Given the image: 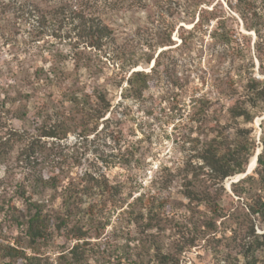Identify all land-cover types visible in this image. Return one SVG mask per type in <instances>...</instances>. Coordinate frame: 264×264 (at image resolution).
I'll list each match as a JSON object with an SVG mask.
<instances>
[{"label":"trees","instance_id":"16d2710c","mask_svg":"<svg viewBox=\"0 0 264 264\" xmlns=\"http://www.w3.org/2000/svg\"><path fill=\"white\" fill-rule=\"evenodd\" d=\"M223 1L227 9L223 6ZM95 3L97 6V0L87 12L85 8L81 11L72 10V7L58 3L41 16L40 21L44 24L41 25L46 27L45 22L59 17L60 13L76 15L68 18L71 24L69 29L80 38L74 47L80 45L81 49L71 57L76 70L85 66L88 57L84 52L87 48L103 49L113 39V28L96 14ZM169 8L167 6L164 9L167 11ZM150 9L147 11L151 12ZM170 12L174 18L173 24L166 31L158 30L148 40L141 42L142 47L153 50L151 53L145 52V57L141 60L135 55H126L123 50H115L114 57L121 67H133L142 61L145 64L153 61L149 71L135 69L119 78L116 85L121 86L120 96L123 101L144 100V92L153 74L157 70L162 74L159 70L161 59L170 48L190 50L207 38L211 44L223 48L221 54L230 57L231 66L213 76L216 94H219L215 99L219 103V115L216 116V125L213 124L210 136L208 134L209 138L207 135L203 138L198 135L190 136L189 151L194 152L183 166L184 176L177 191L179 198L171 197L170 191H166L169 188L167 183L173 180L171 176L170 180L167 177L172 172L168 173L166 166L160 168V171L168 174L153 179L152 187L133 196L132 191H125L122 181H111L100 166L89 164L80 173L73 174L72 166L81 162L80 157L72 165L59 162L52 165V174L30 177V187L33 183L36 185L34 190L29 191L28 186L20 182L14 186L16 196L25 204L24 214L19 213L12 201L4 203L0 200V212L9 213L21 232L12 238H0V264H52L41 249L55 235L72 241L71 245L63 248L57 255L59 264H90L88 247L99 244L92 242L91 238L98 239L102 235L110 224L111 215L115 213L122 225L119 230L116 226L112 230L120 235L123 242L111 248L103 245L108 261L110 257L114 258L111 264H115L114 261L121 263V260L131 264H179L178 254L184 248L194 246L197 239L215 232L219 225L223 227L222 236H225L227 229L231 231L225 237L227 242L222 248L212 246V251L220 261L264 264V117L260 122L259 141L255 138L251 124L256 115H264V78L256 77L246 68L244 60L251 58L248 53L249 39L245 35L241 38L236 35L237 25L233 22L236 23L237 16L245 29L253 30V52L258 60L257 69L264 74V0L175 1ZM178 21L188 22L191 26H178L176 33L180 42L174 45L176 42L171 38V32L174 23ZM158 45L174 46L154 55V48ZM58 59L56 56V61ZM85 67L88 69L90 66ZM61 72L62 68L58 63L51 64L49 68L37 66L28 81L34 86H40L56 81ZM122 80L125 81L124 86ZM90 88L85 94L78 93L73 88L67 89L65 92L69 95L64 100L68 102V106L60 109L49 100L51 98H47L48 104L44 111L39 112L42 118L39 135L56 139L63 137L66 134L63 127L73 124L75 114H79L88 117V122L75 131V144L87 145L88 136L97 129V121L102 119L106 122L114 114L106 89L97 85ZM211 103L205 94L192 95L189 98L187 119L201 129ZM24 113H14V117L22 119ZM69 114H72L73 120ZM258 144L260 149L254 168L256 176L246 174L231 184V193L238 197L237 200L242 198V201L229 208L223 204V200L225 196L230 197V194L224 191L221 183L229 176L246 171ZM122 147L116 142V152L111 157H96L107 167L114 165L110 161L112 157L119 165H130L133 152H130V146ZM30 149H34L33 142L28 147ZM160 190L163 192L160 193ZM57 199L59 203L55 205ZM178 207H183L188 213L187 219L192 224V229L178 224L174 218V211ZM78 211L79 216L76 217ZM171 212L173 213L169 215ZM257 228L262 231H257Z\"/></svg>","mask_w":264,"mask_h":264},{"label":"rangeland","instance_id":"374dc122","mask_svg":"<svg viewBox=\"0 0 264 264\" xmlns=\"http://www.w3.org/2000/svg\"><path fill=\"white\" fill-rule=\"evenodd\" d=\"M175 1L182 3L183 0H172L171 2L166 0H97V6L96 3L94 4L97 8L94 10L105 24L113 28V39L103 49H83L88 57L85 66L90 67L87 69L83 66L76 70L71 57L78 49H81L80 45L74 47L80 38L76 32L69 29L71 24L68 19L74 17L75 14L60 13L59 17L45 22L46 27L42 26L44 24L40 21L41 16L58 3L72 7V10L81 11L85 8L86 11L95 0H0L1 201L4 203L12 201L11 203L15 204L19 213L24 214L25 204L16 196L14 186L20 182L32 191L36 185L33 183L30 187L31 176L52 174V165L59 162L72 165L79 157L81 162L72 166L73 174L80 173L89 164L94 167L100 166L107 172L111 181H122L125 191H132L133 196L152 187L153 179L156 180L161 175L172 172V175H167L169 180L170 176L173 180L167 183L169 188L166 191H170L171 197L179 196L177 191L184 176L183 166L194 152L189 151L190 136L198 135L199 138H203L207 135L209 138L213 124L216 125L219 103L217 104L215 99L219 94H216L213 76L231 68L230 57L223 56L221 54L223 48L211 44L207 38L190 50L180 51L170 48L161 59L162 64L159 70L162 74L158 70L153 74L144 92V100L137 102L130 99L123 101L120 96L121 86H117L116 82L132 70L149 71L153 61L149 64L142 61L133 67L124 65L123 68L114 57L116 49L123 50L126 55H135L140 60L145 57V52L151 53L153 50L142 47L141 42L150 38L158 30L166 31L173 24L174 18L170 8H173ZM167 6L170 8L166 11L164 8ZM223 6L227 9L225 1H223ZM149 8L151 12L147 11ZM233 22L237 25L236 35L239 38L245 35L249 39L250 51L248 53L251 58L247 57L244 60L246 68L250 69L256 77L264 78V74L257 69L258 60L253 52V40L255 39L253 30L245 29L237 16L236 23ZM179 25H183L184 28L191 26L185 21L174 23L171 32V38L176 42L174 45L180 42L176 33ZM174 45H158L154 48V55ZM56 56L58 60L61 58L63 61H56ZM56 63L62 68L59 79L40 86L29 83L30 74L37 66L49 68L51 64ZM93 85L106 89L107 97L113 104L114 114L106 122L102 119L97 121V129L88 136L87 145L75 144L77 140L75 131L80 125L88 122V117L79 114H75L73 124L63 127L66 131L63 137L56 139L39 135V127L42 124L39 112L44 111L48 104L47 98H51L49 100H52L53 104L60 109L68 106V102L64 100L69 95L65 92L67 89L73 88L76 92L85 94ZM124 85L125 81L122 80V86ZM201 94H205L212 102L202 127L205 130L197 128L196 124L187 119L189 98L192 95ZM119 102L122 103L119 104ZM64 110L67 111L66 108ZM23 112L25 113L22 119L14 117V113ZM107 115L108 113L104 118ZM69 116L72 120L74 119L72 114ZM262 117L263 115H256L251 123L257 141H259L261 132ZM31 142H33L34 149L28 150ZM116 142L123 146L122 149L130 146V152H133L130 165H119L112 157L110 161L114 162V165L107 167L100 159H97L96 156L108 159L106 155L114 154ZM259 149L258 144L250 160ZM83 152L85 153L80 156ZM255 164L248 173H246L247 165L244 173L229 176L222 181L224 191L230 194V197L225 196L223 204L230 208L234 207L238 201H242V198L237 200L238 197L231 193V184L246 174L256 176ZM163 166L169 169L168 173L160 171ZM153 189L157 192L156 188ZM163 190H160V193ZM58 203L59 199L55 200L54 204L58 205ZM78 213L79 211L76 217L79 216ZM187 214L183 207H178L177 211H174V218L178 224L192 229ZM116 215L117 213L111 215L110 224L106 226L98 239L91 238L92 242L99 244L96 247H88L90 264H111L114 258L110 257L108 261L103 245H109L111 248L113 245L122 244L123 239L112 230L114 226L119 230L122 225ZM257 231H262V229L257 228ZM230 233L231 231L227 229L224 232L225 236H222L223 227L219 225L215 232L203 239H197L194 246L184 248L178 254L179 264H239L235 260L224 263L212 251V246L222 248L227 242L225 237ZM17 234H21L20 228L10 218V214L0 212V238L4 236L12 238ZM71 244V240L66 241L61 235H55L53 240L41 250L49 257L52 264H59L57 255ZM123 261L121 260V263L114 261V263L131 264Z\"/></svg>","mask_w":264,"mask_h":264},{"label":"bare ground","instance_id":"6f19581e","mask_svg":"<svg viewBox=\"0 0 264 264\" xmlns=\"http://www.w3.org/2000/svg\"><path fill=\"white\" fill-rule=\"evenodd\" d=\"M254 164H255V155L250 160V163L248 165L247 172H249L252 169V167H253Z\"/></svg>","mask_w":264,"mask_h":264},{"label":"water","instance_id":"95a60500","mask_svg":"<svg viewBox=\"0 0 264 264\" xmlns=\"http://www.w3.org/2000/svg\"><path fill=\"white\" fill-rule=\"evenodd\" d=\"M263 117H264V115H263ZM256 155H257V153L255 154V163H256ZM246 173H248V172L246 171Z\"/></svg>","mask_w":264,"mask_h":264}]
</instances>
